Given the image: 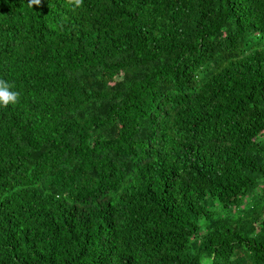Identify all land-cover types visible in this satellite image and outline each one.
I'll return each mask as SVG.
<instances>
[{
  "label": "trees",
  "instance_id": "trees-1",
  "mask_svg": "<svg viewBox=\"0 0 264 264\" xmlns=\"http://www.w3.org/2000/svg\"><path fill=\"white\" fill-rule=\"evenodd\" d=\"M0 78V264H264V0H0Z\"/></svg>",
  "mask_w": 264,
  "mask_h": 264
},
{
  "label": "clouds",
  "instance_id": "clouds-1",
  "mask_svg": "<svg viewBox=\"0 0 264 264\" xmlns=\"http://www.w3.org/2000/svg\"><path fill=\"white\" fill-rule=\"evenodd\" d=\"M80 3H82V0H76L77 5ZM19 98V90L8 80L0 78V106L14 105L19 102Z\"/></svg>",
  "mask_w": 264,
  "mask_h": 264
},
{
  "label": "rangeland",
  "instance_id": "rangeland-1",
  "mask_svg": "<svg viewBox=\"0 0 264 264\" xmlns=\"http://www.w3.org/2000/svg\"><path fill=\"white\" fill-rule=\"evenodd\" d=\"M217 210H218V208H217Z\"/></svg>",
  "mask_w": 264,
  "mask_h": 264
}]
</instances>
